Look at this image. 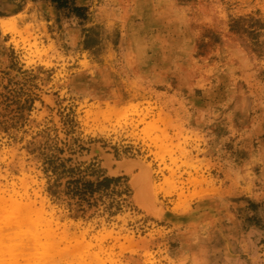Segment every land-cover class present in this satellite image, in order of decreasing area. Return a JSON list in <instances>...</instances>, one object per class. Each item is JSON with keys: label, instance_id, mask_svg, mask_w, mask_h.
Segmentation results:
<instances>
[{"label": "rangeland", "instance_id": "rangeland-1", "mask_svg": "<svg viewBox=\"0 0 264 264\" xmlns=\"http://www.w3.org/2000/svg\"><path fill=\"white\" fill-rule=\"evenodd\" d=\"M197 262L264 264V0H0V264Z\"/></svg>", "mask_w": 264, "mask_h": 264}, {"label": "bare ground", "instance_id": "bare-ground-1", "mask_svg": "<svg viewBox=\"0 0 264 264\" xmlns=\"http://www.w3.org/2000/svg\"><path fill=\"white\" fill-rule=\"evenodd\" d=\"M112 165L113 164L111 162L110 157H106L104 166L108 169H113ZM135 166H137V164L134 161L120 162V163H117L116 169L110 171V173L112 175H117L121 171H126V174H131L133 172L132 169ZM140 168L142 169V171L138 175L134 176L132 183H133L134 188L138 192L139 198H143L144 197V186H145V182L147 180V171L145 170L144 166H141Z\"/></svg>", "mask_w": 264, "mask_h": 264}, {"label": "trees", "instance_id": "trees-1", "mask_svg": "<svg viewBox=\"0 0 264 264\" xmlns=\"http://www.w3.org/2000/svg\"><path fill=\"white\" fill-rule=\"evenodd\" d=\"M109 181H110L109 179H105V182H109ZM73 192H75L76 194H80V190L77 186L73 189ZM82 195L84 196L85 193H82Z\"/></svg>", "mask_w": 264, "mask_h": 264}, {"label": "clouds", "instance_id": "clouds-1", "mask_svg": "<svg viewBox=\"0 0 264 264\" xmlns=\"http://www.w3.org/2000/svg\"><path fill=\"white\" fill-rule=\"evenodd\" d=\"M197 264H200V262H197Z\"/></svg>", "mask_w": 264, "mask_h": 264}]
</instances>
